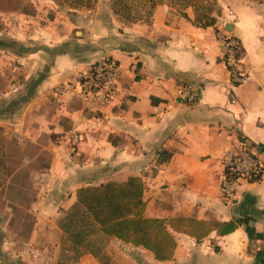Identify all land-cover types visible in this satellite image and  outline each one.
<instances>
[{"label":"crops","instance_id":"crops-1","mask_svg":"<svg viewBox=\"0 0 264 264\" xmlns=\"http://www.w3.org/2000/svg\"><path fill=\"white\" fill-rule=\"evenodd\" d=\"M147 1L149 19L132 21L110 0L80 16L57 4L51 18L53 0H29L35 15L0 7V74L16 75V62L25 74L0 91V264L75 255L61 221L78 190L130 178L144 184L145 218L237 229L200 240L171 230L170 262L106 238L105 249L93 244L73 264H264V170L240 182L233 203L219 186L222 157L244 140L264 167V0ZM219 35L241 42L242 85L232 82ZM104 54L122 70L112 101L92 109L74 90L54 93ZM183 84L198 93L195 104L179 99Z\"/></svg>","mask_w":264,"mask_h":264},{"label":"trees","instance_id":"trees-1","mask_svg":"<svg viewBox=\"0 0 264 264\" xmlns=\"http://www.w3.org/2000/svg\"><path fill=\"white\" fill-rule=\"evenodd\" d=\"M117 13H119L117 11ZM213 22L205 24L213 25ZM145 187L141 179L130 178L124 183L109 182L100 186L81 188L77 192V205L67 213L65 233L72 239L75 255L67 259L73 264L85 250H94L88 239V229L99 231L105 238H113L151 252L159 262L173 260L177 242L171 230L204 239L217 231L225 236L237 229L234 222L208 223L192 219L158 220L145 218L143 211ZM82 224V227L79 225ZM79 227V228H78ZM79 248H82L79 251ZM72 251V250H71ZM70 255V254H69ZM59 264H62L60 262ZM64 264V263H63Z\"/></svg>","mask_w":264,"mask_h":264},{"label":"built area","instance_id":"built-area-1","mask_svg":"<svg viewBox=\"0 0 264 264\" xmlns=\"http://www.w3.org/2000/svg\"><path fill=\"white\" fill-rule=\"evenodd\" d=\"M219 38L226 47L223 62L230 73L233 84L235 86L244 84L247 76L241 69L244 55L241 42L231 36L219 35ZM121 75L122 70L119 62L104 54L79 76L75 86L66 84L55 89L54 93L60 95L74 90L80 98L88 103L89 108L96 109L116 97ZM198 98L199 95L191 84L181 86L179 99L182 102L192 105L199 100ZM71 140L78 145L82 141V137L73 133ZM253 147L249 140H244L236 150L229 151L222 157L223 175L219 186L224 201L233 203L237 198L240 182L255 180L263 173L264 167L253 153Z\"/></svg>","mask_w":264,"mask_h":264},{"label":"rangeland","instance_id":"rangeland-1","mask_svg":"<svg viewBox=\"0 0 264 264\" xmlns=\"http://www.w3.org/2000/svg\"><path fill=\"white\" fill-rule=\"evenodd\" d=\"M29 0H0V7L2 10L5 11L6 14H9L10 11L12 12H23V13H28L31 15H35L37 13V11H35L33 9V5H29ZM56 3H51L52 7L54 9H50L52 13H44V17H48L51 18L52 16H54L53 14H55V10H58V5H60V10L61 12L63 11L64 13H69V15H74V16H80V12H82L83 10H88V11H92L96 4L99 2V0H53ZM104 2L106 0H103ZM111 1V5L113 6L114 10L117 12H119L120 14H122V16H124L125 14V18H127L129 21L132 20H143V19H149L148 14L151 12L149 11V4L147 0H110ZM130 7V10H127V8ZM127 10V11H125ZM79 12V13H78ZM38 14V13H37ZM130 14V15H129ZM129 15V16H128ZM125 20V21H128ZM5 23H3V25L0 26V30L4 31L6 25H4ZM19 68H21L22 70H17L16 75H11L10 70L5 71V76L0 74V91H7L10 90V85H11V81L12 79H14V83H23L25 82V74H24V68L19 65L17 62L15 63ZM23 226L28 225V223H21ZM66 224H71V222H68V216H65L62 221H61V225L63 227V229L67 228L72 229L71 226L67 227ZM79 227L83 228V225L80 224ZM78 227V228H79ZM86 232H90L91 235L88 239H90V241L94 244V248L95 250H100L105 249V246L107 247L108 243H107V239L105 237H103L101 235V233L99 231H96L94 229H88L86 230ZM24 235V234H23ZM72 239L69 237V235H66L65 238V246L68 245V243L71 241ZM69 256H73L72 254L67 255V254H61L59 253L56 257H58V261H61L62 264H71V261L68 260L67 258Z\"/></svg>","mask_w":264,"mask_h":264}]
</instances>
